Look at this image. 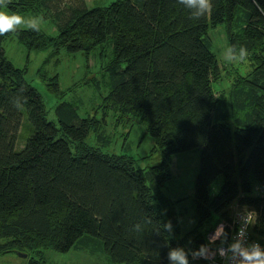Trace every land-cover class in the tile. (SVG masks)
I'll use <instances>...</instances> for the list:
<instances>
[{
    "label": "trees",
    "instance_id": "16d2710c",
    "mask_svg": "<svg viewBox=\"0 0 264 264\" xmlns=\"http://www.w3.org/2000/svg\"><path fill=\"white\" fill-rule=\"evenodd\" d=\"M61 2L8 0L13 12L52 20L57 33L40 27L0 35V256L91 244L113 263L167 264L170 247L206 243L215 227H204L216 216L230 235V212L243 208L259 214L250 235L264 243V0H212L199 21L177 0ZM219 24L229 47H245L251 63L246 75H235L228 99L214 91L220 75L209 28ZM11 34L28 52L108 53L104 106L145 123L163 159L141 167L134 157L92 147L85 139L93 128L99 133L103 118L81 116L72 102L59 103L49 120L25 69L4 55L1 42ZM194 148L195 222L184 230L176 209L184 198L172 200L163 187L173 177L172 156Z\"/></svg>",
    "mask_w": 264,
    "mask_h": 264
},
{
    "label": "rangeland",
    "instance_id": "374dc122",
    "mask_svg": "<svg viewBox=\"0 0 264 264\" xmlns=\"http://www.w3.org/2000/svg\"><path fill=\"white\" fill-rule=\"evenodd\" d=\"M81 1L86 6H91L95 3L107 4L110 0ZM76 2L78 0H62L61 4L63 8H67L65 6L74 5ZM5 10L9 14H19L25 19L35 17L25 12H13L8 8ZM52 12L56 13V11ZM39 18H41V28L50 34L57 33V24L42 16ZM209 34L212 49L216 51L218 58L220 75L214 81V91L216 95L228 99V91L231 89L235 75H246L251 69L249 56L243 62H226L225 55L229 43L225 26L219 24L209 28ZM1 46L5 57L14 66L25 69L26 80L42 96L49 120L56 119L55 107L59 103L72 102L77 106L81 116L88 114L98 119L103 118L99 133L93 128L85 139L92 147L104 153L126 154L134 157L141 167L158 164L163 159L162 152L153 149L154 142L147 133L145 123L138 117L119 119L118 113L113 108L104 106L105 96L109 92L107 65L110 55L108 53L102 49H96L87 58L81 51L70 52L65 48L54 55H51L50 50L28 52L14 34L7 35L2 40ZM54 76L57 77L58 90L54 89ZM26 135L27 127L23 125L18 132L17 147L22 146ZM199 154V148H194L173 155L170 161L173 177L163 187L165 194L172 200L184 198L176 204L177 211L183 214L181 225L184 230L189 229L195 222L193 192L199 167ZM221 181L222 177L219 176L211 188L212 194L220 187ZM233 213L230 212L231 217ZM220 220L218 216L214 217L206 224L204 230L211 231L209 229H213ZM5 241L6 239L0 238V243ZM31 258L38 261L43 259L44 264H121L110 262L102 250L91 244L87 246L76 244L74 249L65 253L52 249H35L26 255L9 252L0 256V264H29L28 260Z\"/></svg>",
    "mask_w": 264,
    "mask_h": 264
},
{
    "label": "clouds",
    "instance_id": "9594fccd",
    "mask_svg": "<svg viewBox=\"0 0 264 264\" xmlns=\"http://www.w3.org/2000/svg\"><path fill=\"white\" fill-rule=\"evenodd\" d=\"M188 11L189 18L199 21L212 11V0H177ZM8 0H0V35L16 32L22 26L32 31L40 30L41 18L25 19L19 14H9ZM264 11V9H258ZM248 51L241 46L238 50L229 47L225 60L228 63L243 62ZM258 213L254 209L243 208L237 216L238 229L231 236L225 222L216 224L207 242L196 248L183 246L170 247L167 251V264H264V245L249 240V228L256 224ZM163 229L171 233L172 225L167 223Z\"/></svg>",
    "mask_w": 264,
    "mask_h": 264
},
{
    "label": "built area",
    "instance_id": "2783aa9c",
    "mask_svg": "<svg viewBox=\"0 0 264 264\" xmlns=\"http://www.w3.org/2000/svg\"><path fill=\"white\" fill-rule=\"evenodd\" d=\"M241 210H242V209H237V210H235L234 213H233V215H232V217H231V222L229 223V227H230V229H231L230 236H231L232 234H234L235 231L238 229V226H239V225H238V223H237V216H238V214L240 213ZM250 234H251V233H250V229H249V240H250V241H257V242L261 243L258 239L253 238ZM261 244L264 245V243H261ZM201 264H204V262L201 261Z\"/></svg>",
    "mask_w": 264,
    "mask_h": 264
},
{
    "label": "water",
    "instance_id": "95a60500",
    "mask_svg": "<svg viewBox=\"0 0 264 264\" xmlns=\"http://www.w3.org/2000/svg\"><path fill=\"white\" fill-rule=\"evenodd\" d=\"M18 254H23V255H26V254H24V253H18Z\"/></svg>",
    "mask_w": 264,
    "mask_h": 264
}]
</instances>
